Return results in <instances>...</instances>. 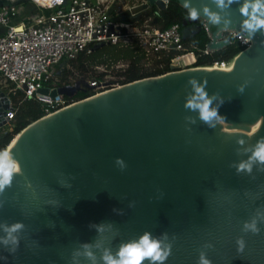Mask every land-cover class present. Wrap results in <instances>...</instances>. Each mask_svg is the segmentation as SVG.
<instances>
[{"label":"water","instance_id":"obj_1","mask_svg":"<svg viewBox=\"0 0 264 264\" xmlns=\"http://www.w3.org/2000/svg\"><path fill=\"white\" fill-rule=\"evenodd\" d=\"M9 3L0 0V6ZM191 3L220 11L212 0ZM148 5L164 7L160 0H145L131 11ZM239 7L220 13L231 19L227 28L222 21L210 29L201 16L206 50L227 43L219 38L221 29L241 33ZM243 35L249 44L223 60L182 68L171 61L168 71L71 101L8 139L2 149L14 154L20 171L0 193V225L21 222L24 228L14 254L0 246V264H87L83 244H91L99 258L145 231L161 239L167 233L172 254L164 264H197L201 251L212 264H264V171L258 164L251 173L231 166L247 161L264 141V34ZM190 77L207 80L206 91L217 94L214 105L224 100L215 128L184 108L192 94ZM37 92L58 93L46 86ZM0 97L4 123L9 102L2 90ZM253 218L259 235L242 232ZM239 236L247 242L242 254Z\"/></svg>","mask_w":264,"mask_h":264},{"label":"built area","instance_id":"obj_2","mask_svg":"<svg viewBox=\"0 0 264 264\" xmlns=\"http://www.w3.org/2000/svg\"><path fill=\"white\" fill-rule=\"evenodd\" d=\"M37 11L21 14V6L10 0L0 6V90L8 99V92L15 89L25 96H34L48 106L45 114L64 104L60 94L49 97L37 89L53 78L54 66L59 61L89 52L95 43L125 44L134 38L145 52L184 50L177 23L159 29L143 21L133 25L114 19L110 12L113 0H31ZM145 1V0H143ZM139 1L138 3H142ZM165 6L168 0H160ZM47 9L48 12H43ZM220 39L236 40L242 48L249 38L231 29H221ZM204 51H207L206 48ZM187 55V59L182 57ZM191 50L174 56L171 61L179 67L191 66L194 61ZM104 80V79H103ZM89 80L88 86L96 92L117 85L115 82ZM0 103L2 99L0 97ZM52 109V110H50ZM8 123L13 118L10 106L4 109Z\"/></svg>","mask_w":264,"mask_h":264},{"label":"trees","instance_id":"obj_3","mask_svg":"<svg viewBox=\"0 0 264 264\" xmlns=\"http://www.w3.org/2000/svg\"><path fill=\"white\" fill-rule=\"evenodd\" d=\"M29 1L22 0L18 2L22 9L21 14H33L37 11L32 1L30 2L33 9L26 8ZM114 9L115 7L111 5L110 12L113 13ZM187 11L177 0H168L164 7L158 9L155 5H149L142 11L134 13L135 16L133 19L127 21L133 25H140L143 21H147L150 25L159 29L166 28L171 23H177L180 33L185 25L194 24L196 26L194 31L187 35L181 33L184 50H166L147 53L137 40L131 38L125 44L95 43L89 52H80L76 57L66 59L65 63L89 80L99 81L103 80L105 75H109V82L121 84L137 78L157 75L168 71L170 60L186 50H191L195 57L194 61L190 64L191 66H203L223 60L238 53L242 49V46L236 40H229L218 48L204 51L209 37L199 19L195 22L191 19L187 20ZM43 12H48V10L44 9ZM120 18L122 17L120 16ZM213 28L214 25L210 24V29ZM61 61L54 66L53 75L56 73ZM97 67H100V69L97 70ZM67 69L62 68L61 71L57 72L58 75L63 71L56 80L55 78H51L44 84L55 87L59 93L57 87L61 85V79L65 78L64 70ZM72 89L71 94L59 93L64 104L95 92L84 83H77L75 89ZM8 98L13 110V118L8 123L0 126V149L22 127L45 114L44 108L48 106L34 96H25L17 89L14 92H8Z\"/></svg>","mask_w":264,"mask_h":264},{"label":"clouds","instance_id":"obj_4","mask_svg":"<svg viewBox=\"0 0 264 264\" xmlns=\"http://www.w3.org/2000/svg\"><path fill=\"white\" fill-rule=\"evenodd\" d=\"M18 3V2H17ZM212 4L220 11H214L210 7L197 8L191 3V0H183V6L188 10L187 17L193 21L203 16L211 25L220 26L222 21L227 28L231 24V19L221 16V12L229 9L233 4H239V13L243 17L241 24V33L253 37L257 32L264 34V0H212ZM203 14V15H202ZM207 80L198 82L196 77H190L187 84L192 86V94L186 99L184 108L198 113V119L210 128H215L216 123L223 119L219 113V107L224 103L221 99L214 105L217 94L209 95L207 89ZM243 93L244 86L238 88ZM195 123V119L185 117ZM115 163L121 170L126 165L123 158L117 157ZM253 164L260 166L259 170L264 171V141H258L253 151L250 153L247 161H242L238 165H231L236 168L238 173L252 172ZM20 171L18 161L14 154L7 148L0 149V193H3L6 187H11L14 175ZM70 187V185H62ZM2 203V202H0ZM135 202H130L129 207H133ZM122 214V210L114 209ZM261 222H264L262 219ZM96 227L97 231H102L103 226L90 225ZM24 228L23 223L16 222L11 225H0V246L14 254L19 247L18 233ZM242 232L259 235L261 228L255 218L246 221L243 224ZM163 239L153 236L151 232L145 231L138 239L121 243L115 251L110 247L105 249L99 258L93 252V246L85 243L82 245L83 259L87 264H164L167 258L172 254L170 244H166L167 233L162 234ZM237 252L243 253L247 246L244 236L236 238ZM210 247V245L208 246ZM197 264H212L204 251L199 254Z\"/></svg>","mask_w":264,"mask_h":264},{"label":"rangeland","instance_id":"obj_5","mask_svg":"<svg viewBox=\"0 0 264 264\" xmlns=\"http://www.w3.org/2000/svg\"><path fill=\"white\" fill-rule=\"evenodd\" d=\"M139 1H143V0H113L112 5L115 7V9L113 10L114 19H116L117 21H124V22L132 20L133 17L135 16L134 13L143 10V9H140V10L135 11V12L131 11L133 6L139 4L138 3ZM147 7H145V8H147ZM120 16L124 19L120 18ZM125 19H126V21H125ZM195 29H196V26L194 24L193 25L188 24V25H185L181 29L182 30L181 33L183 35H187L190 32L194 31ZM62 68H64V69L68 68V69L64 70L65 78L61 79V81H60L61 85L59 87H57L60 94H62V93L71 94L73 91L72 88L75 89L77 83H81V84L84 83V84L88 85L89 79L87 77H84V75L79 74L76 70H73L72 68H70L69 65L67 63H65V60H62L61 63L58 65L57 71L53 75V78H55V80L62 74L63 71L57 75V72L61 71ZM98 69H100V67H97V70ZM109 79H110V76L105 75L104 80L102 82L108 83Z\"/></svg>","mask_w":264,"mask_h":264},{"label":"bare ground","instance_id":"obj_6","mask_svg":"<svg viewBox=\"0 0 264 264\" xmlns=\"http://www.w3.org/2000/svg\"><path fill=\"white\" fill-rule=\"evenodd\" d=\"M182 58L186 60L187 59V55L183 56ZM249 126H250V123H247V129L249 128ZM247 136L249 138H251V136L249 134H247Z\"/></svg>","mask_w":264,"mask_h":264},{"label":"crops","instance_id":"obj_7","mask_svg":"<svg viewBox=\"0 0 264 264\" xmlns=\"http://www.w3.org/2000/svg\"><path fill=\"white\" fill-rule=\"evenodd\" d=\"M31 1V0H30ZM29 1V4L27 5V7L26 8H30V9H33V6H32V4H31V2Z\"/></svg>","mask_w":264,"mask_h":264}]
</instances>
